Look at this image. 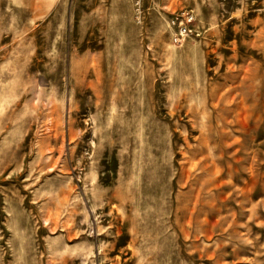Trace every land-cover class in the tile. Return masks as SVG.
Masks as SVG:
<instances>
[{"label": "rangeland", "instance_id": "1", "mask_svg": "<svg viewBox=\"0 0 264 264\" xmlns=\"http://www.w3.org/2000/svg\"><path fill=\"white\" fill-rule=\"evenodd\" d=\"M0 264H264V0H0Z\"/></svg>", "mask_w": 264, "mask_h": 264}, {"label": "built area", "instance_id": "2", "mask_svg": "<svg viewBox=\"0 0 264 264\" xmlns=\"http://www.w3.org/2000/svg\"><path fill=\"white\" fill-rule=\"evenodd\" d=\"M193 20L191 14L186 15L183 19L179 20L178 18L172 19V25L177 27V32L175 34V41H178L180 38H184L188 34V26Z\"/></svg>", "mask_w": 264, "mask_h": 264}]
</instances>
